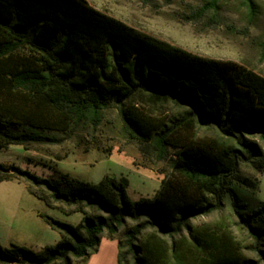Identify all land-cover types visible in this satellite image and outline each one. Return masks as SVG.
<instances>
[{"label":"trees","instance_id":"1","mask_svg":"<svg viewBox=\"0 0 264 264\" xmlns=\"http://www.w3.org/2000/svg\"><path fill=\"white\" fill-rule=\"evenodd\" d=\"M137 96L179 111L157 114ZM113 107L127 138L170 166L153 201L131 200L125 176L93 183L0 162V182H27L48 207L83 215L71 224L41 213L60 239L38 251L0 245V264H74L104 235L118 242V264H264V76L146 34L87 0H0V149L75 140L88 150Z\"/></svg>","mask_w":264,"mask_h":264},{"label":"rangeland","instance_id":"2","mask_svg":"<svg viewBox=\"0 0 264 264\" xmlns=\"http://www.w3.org/2000/svg\"><path fill=\"white\" fill-rule=\"evenodd\" d=\"M98 10L128 25L181 47L194 54L236 61L264 76V0H219L217 11L208 9L202 17L196 11L210 0H87ZM248 1L255 6L251 19ZM139 107L161 115L179 111L171 100L150 103L137 96ZM103 122L92 137L91 147L75 140L62 144H10L0 149V162L6 167L19 166L41 177L67 174L71 178L93 183L105 175L128 178L131 200L153 201L162 178L170 171L165 160L144 155L138 143L127 138L116 107L104 112ZM199 135H216L214 127L198 128ZM246 172L257 174L250 166ZM258 196L264 200V172L258 174ZM45 213L63 222L77 224L80 212L67 214L48 207L27 189V182H0V245L19 244L38 251L60 239L41 216ZM216 215L202 217L195 223L213 221ZM102 249V251H104Z\"/></svg>","mask_w":264,"mask_h":264},{"label":"crops","instance_id":"3","mask_svg":"<svg viewBox=\"0 0 264 264\" xmlns=\"http://www.w3.org/2000/svg\"><path fill=\"white\" fill-rule=\"evenodd\" d=\"M102 251V249H104ZM119 247L116 239L102 236L96 251L92 252L86 259L74 261V264H118Z\"/></svg>","mask_w":264,"mask_h":264}]
</instances>
